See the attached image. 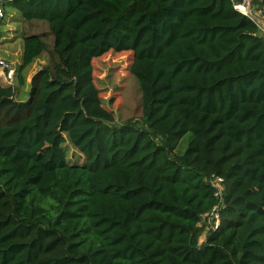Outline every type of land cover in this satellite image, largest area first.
Wrapping results in <instances>:
<instances>
[{
	"label": "trees",
	"instance_id": "obj_1",
	"mask_svg": "<svg viewBox=\"0 0 264 264\" xmlns=\"http://www.w3.org/2000/svg\"><path fill=\"white\" fill-rule=\"evenodd\" d=\"M9 3L22 55L0 84V264H264V37L242 0ZM112 53L130 54L138 95L120 120L94 85ZM211 175L226 209L202 238Z\"/></svg>",
	"mask_w": 264,
	"mask_h": 264
},
{
	"label": "rangeland",
	"instance_id": "obj_2",
	"mask_svg": "<svg viewBox=\"0 0 264 264\" xmlns=\"http://www.w3.org/2000/svg\"><path fill=\"white\" fill-rule=\"evenodd\" d=\"M10 0H0V5L4 9V18L0 21V56L6 57L3 54L5 51L10 53V56L17 52L16 45L10 46L11 42L16 39L19 41L22 37V18L18 11L13 9L9 3ZM239 12L244 15H253L259 23L258 26L264 37V13L257 10V4H252V0H242V3L236 5ZM241 10H240V8ZM255 21V22H257ZM15 35V36H14ZM15 37V38H13ZM22 50V49H21ZM17 54V53H16ZM22 54L11 57L12 61H7L15 70L18 69L17 60ZM47 55L43 54L40 59H37L33 64L28 66L24 72L25 77H28L34 70H37L46 63ZM131 56L129 53L107 54L100 59L93 61V76L94 85L99 91V96L103 104L115 114L116 120L124 117L136 116L139 114L138 95L135 85L129 75V64ZM0 84L5 85L0 77ZM15 85V82H14ZM28 97L26 85L21 87L17 93L16 99L25 101ZM111 100V102H110ZM191 134L187 133L183 136L174 154L181 156L187 149ZM67 158L73 163H81L82 157H79L69 146H67ZM204 238V236H202Z\"/></svg>",
	"mask_w": 264,
	"mask_h": 264
},
{
	"label": "built area",
	"instance_id": "obj_3",
	"mask_svg": "<svg viewBox=\"0 0 264 264\" xmlns=\"http://www.w3.org/2000/svg\"><path fill=\"white\" fill-rule=\"evenodd\" d=\"M236 9L237 6L234 5ZM237 10V9H236ZM261 12V11H260ZM242 13V12H241ZM245 14V13H243ZM4 18V9L0 5V21ZM6 60L0 59V77L2 78L5 85L13 86L16 75L15 68H12L6 63ZM207 183L214 189V197L216 199L215 205L210 209V211L203 216L201 221V226H204L203 236L211 231H215L221 222V213L226 209L225 204V181L223 178L211 175L207 179Z\"/></svg>",
	"mask_w": 264,
	"mask_h": 264
},
{
	"label": "crops",
	"instance_id": "obj_4",
	"mask_svg": "<svg viewBox=\"0 0 264 264\" xmlns=\"http://www.w3.org/2000/svg\"><path fill=\"white\" fill-rule=\"evenodd\" d=\"M258 11H260V10H258ZM15 36V35H14ZM13 38H15V37H13ZM20 42H21V46L19 45V43H18V41L15 39L14 40V42H11L10 43V46H15L16 45V48H17V52H15V55H13V56H10V53L9 52H7V51H5L3 54H5L6 55V57L4 58V56H0V59H3V60H6V61H12V59L14 58V56L16 57V55L18 56V55H20V54H22V40L20 39L19 40ZM1 52V51H0ZM17 53V54H16ZM11 57H13V58H11ZM20 60V61H19ZM19 61V62H18ZM17 65H18V67L21 65V56H20V58L17 60ZM36 70H34L28 77H27V82H29L30 81V78H31V76H32V74L35 72Z\"/></svg>",
	"mask_w": 264,
	"mask_h": 264
},
{
	"label": "water",
	"instance_id": "obj_5",
	"mask_svg": "<svg viewBox=\"0 0 264 264\" xmlns=\"http://www.w3.org/2000/svg\"><path fill=\"white\" fill-rule=\"evenodd\" d=\"M249 17L254 20V21H257V19L255 17H253V15L249 14ZM256 23H259L258 21Z\"/></svg>",
	"mask_w": 264,
	"mask_h": 264
},
{
	"label": "bare ground",
	"instance_id": "obj_6",
	"mask_svg": "<svg viewBox=\"0 0 264 264\" xmlns=\"http://www.w3.org/2000/svg\"><path fill=\"white\" fill-rule=\"evenodd\" d=\"M240 10H241V8H240Z\"/></svg>",
	"mask_w": 264,
	"mask_h": 264
}]
</instances>
